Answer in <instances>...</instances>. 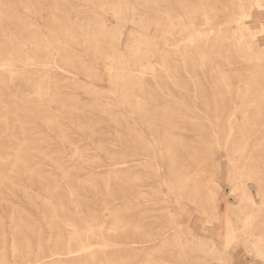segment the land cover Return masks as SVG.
<instances>
[{
    "label": "rangeland",
    "instance_id": "rangeland-1",
    "mask_svg": "<svg viewBox=\"0 0 264 264\" xmlns=\"http://www.w3.org/2000/svg\"><path fill=\"white\" fill-rule=\"evenodd\" d=\"M115 1L10 0L14 4L8 17H15V24L27 25L24 49L41 51L27 54L31 58L25 60L23 77L40 83L43 70L55 74L62 80L58 94L73 108L67 113L59 103H46L40 108V117H28L41 151L36 153L31 144L25 158L30 167L59 182L62 195L56 199L49 196L52 191L28 183L23 172L17 176L12 162L15 140L6 138L15 128L0 129V254L4 259L0 264H148L143 251L160 248V241L175 229L185 237L207 240L205 252L198 247L199 240L193 239L181 258L169 247L159 253L151 250L154 261L149 264H264L245 249V241H240L237 234L243 230L230 228L236 217L253 210L264 221V179L246 182L251 197L248 201H240L238 193L227 194L233 171L230 163L251 167L250 157L254 163L264 159V0H127V22L117 19L109 9ZM89 24H104L110 36L120 32L118 47L124 54V66L142 77L136 93L144 99L124 101L120 93L128 91L111 84L114 72L107 59L108 48L117 42L106 38L103 44L94 45L86 30ZM167 24H175L177 38L182 37L179 29L198 30L212 37L217 29L226 27L234 38L218 52H206L205 61L189 55L183 68L177 63L165 71L156 61L155 46L163 47ZM28 31L47 45L26 42ZM12 34L10 28L6 30V37ZM245 40L260 59L243 55ZM95 46L100 48L98 53ZM12 69L20 71L15 64ZM16 80L11 84H18L13 91L19 90L24 108L32 110L35 100L45 97V90L40 92ZM245 89L246 98L241 101ZM136 108L144 113L137 114ZM45 112L67 139L60 138L59 129L46 122ZM241 144L242 150L238 148ZM10 147L12 150L6 149ZM45 152L57 155L68 179L61 178L55 164L42 159ZM182 176L186 178L183 188L173 189L172 181ZM20 187L38 198L34 206L28 205ZM45 195L51 198L48 200L55 214L65 210L70 221L65 235L71 243L60 249L63 254L59 257L81 261H35L38 240L50 244L56 237L55 229L46 225L51 209L43 207L39 198ZM215 197L220 204L219 217ZM234 202V212L226 213ZM10 208L22 209L23 213L13 214ZM164 208L176 214L173 226ZM252 220L259 217H250L247 223ZM138 226L139 231L134 229ZM114 227L117 233L109 235L108 229ZM141 231L145 236L138 233ZM230 233L232 241L228 244ZM25 240L33 251L21 261L13 252L24 251ZM119 248L116 257L120 260L103 259L104 253ZM88 251L98 257L90 259Z\"/></svg>",
    "mask_w": 264,
    "mask_h": 264
},
{
    "label": "bare ground",
    "instance_id": "bare-ground-1",
    "mask_svg": "<svg viewBox=\"0 0 264 264\" xmlns=\"http://www.w3.org/2000/svg\"><path fill=\"white\" fill-rule=\"evenodd\" d=\"M151 1L155 2L156 0H151ZM13 4L14 3H11L10 0H0V63H2L1 66H3V67H0V129L5 128L6 131H9L10 128H12V127L15 128V131L13 133H9L8 134L9 136H7L6 138H13L15 140V142H14L15 147L13 148L14 152L12 153L14 160L12 162L16 165V167L14 168V171L17 173V176H20L22 174V173L20 174V172H23L24 176H26L25 179L27 180L28 183H37L43 187L44 191H47V190L52 191L49 194V196L56 199L58 197H61V195H62V193L59 190V187H60L59 182L56 179H51L49 177L43 176L42 175L43 170L34 169V168L30 167L29 166L30 163L25 158L27 156V154H29L28 147L31 144L33 147L32 150H34L36 153L41 151V150H39V147L37 144V142L40 140H38V141L35 140L34 133L31 132L33 129V128L31 129V127H30L31 121L28 120V117H33L34 115L40 117L41 116L40 115V108L42 106H44L46 103H51V104L52 103H59L58 105H60V107L63 108L67 113L71 112V110L73 108V104L72 103L66 104L61 99L60 94H58V89H59V87H61L62 80L58 79L55 74L47 73V70H43L42 81L41 82L37 81L40 83H35L30 77H28V78L23 77L24 71H25L24 67L26 66L25 60L31 58V57L27 56V54L33 53V52H41V51L39 49H35L32 51H26L24 49V47L22 45V43H23L22 40L25 39L24 34L26 31L25 29H26L27 25L15 24L16 18L15 17H13V18L8 17V15L11 12V5L13 6ZM238 6H240V4H238ZM109 9L112 12H114V14H116L115 17L117 19H119V20L121 19L124 22L128 21V13H127L128 12V1L127 0H116L115 3ZM162 12H163V14L165 13L167 15V10H163ZM9 28L13 31V34L10 37H6V30ZM86 28H87L86 30L89 31L91 41H92V43H94V45H98V42L103 44L106 41V38H109L110 41L113 39L114 42H117L115 46H112V45H111L112 47L109 46L107 59H109V61L111 62V69L114 72V76H112L110 78L111 84H113L116 87H118V86L122 87L123 89H125V91H128V92L122 91L120 93V96L124 99V101H131V100L136 101V100L144 99L142 95H139L136 93L137 91L140 90V86L142 85V82H143L142 77H140L139 75H133L132 72L124 66L125 65V60H124L125 58L123 56L124 54L121 53V51L118 47L120 32H115L110 36L109 32L106 30L107 27H105L104 24H89V25H87ZM174 28H175V24H167V27L163 31V47L161 48L159 46H155V56L157 58L156 61H158L159 67L163 68L165 71L169 70L171 64L176 66V65H178L177 63H180L181 68H183L184 65H186L185 64V57H187L189 55H196L197 57L199 56L200 61H202L206 58L205 57L206 52L207 53L208 52H214V51L218 52L225 42L230 41L231 38H234V35L230 34V31L227 27L224 29H222V28L217 29L212 37H209L206 33L198 31V30H192V29L189 30L186 28H184L182 30L179 29V31H177V32L182 34V37H180V38L179 37L177 38V36H179V35L175 34ZM27 35H28V38H26V42H28L30 44L35 42V43H37L38 46H41V47H45L47 45L46 41L39 40V37H37V34H36V36H34V32L28 31ZM180 42H182V43H180ZM10 44H13L15 47H11ZM99 49L100 48L96 47L95 51H97V53H98ZM41 50H43V49H41ZM241 52L243 53V55L244 54H252L254 56H257L256 57L257 59H260V56H258L256 54V52L253 50V48L250 46V43L247 40L244 41L243 48H242ZM217 55H219V54H217ZM176 57H179V59H176ZM240 60H242V59H240ZM75 61H77V58H75ZM14 64L17 68L20 69V71L12 69V66ZM45 65H42V66L47 68V66H45ZM85 71L90 73L91 76L96 77V75L94 73L89 72L90 71L89 69H85ZM15 79L19 80L20 82H24L27 85L35 86L38 90H40V89L45 90V92H46L45 97L44 98L41 97V99L40 98L36 99L32 110H27L26 108H24V101L21 98L22 96L19 93V90L16 92L13 91V90H15V89H13L14 86L18 85V84H14L12 87L11 84H12V82H14ZM189 82L193 83V85L196 84L195 81L192 79H189ZM247 88H249V86ZM246 90L247 89H245V91H243L242 94L240 92V94H241L240 100L241 101H244L246 98ZM40 92H41V90H40ZM38 96H39V94H38ZM137 103H139V102H137ZM138 105H140V104H138ZM25 106H27V105H25ZM45 108H46V106H45ZM235 109H238V108H235ZM239 109H240V106H239ZM136 110H137L136 113L139 115L144 113V111H142V113L139 112V108H136ZM141 110H143V109H141ZM60 111H61V109H60ZM195 111L197 112V110H195ZM45 113H47V114H46V116L43 115V117L46 118V122L48 124L56 126L57 129H59L58 133H59L60 138H62L64 140L67 139L66 135H64L61 132L59 124L57 122H54V120L48 116L49 115L48 112H45ZM143 116H141V117H143ZM144 118H145V116H144ZM6 147H8V146H6ZM6 149L12 150L11 147L6 148ZM41 156H42L43 160H49L50 162H52L53 164H55L57 166L56 169L60 171L61 178L68 179V171L61 168V164L58 161V157L55 153L45 152V153H41ZM26 161H27V163H26ZM262 165L263 166L261 168L260 167L258 168L259 171L254 173V175H253V180H255L256 182H261L264 179L263 178L264 161H263ZM156 169H157V167H156ZM112 174H115V173L112 172ZM259 174H261V175H259ZM113 178L116 179L115 177H113ZM185 179L186 178L184 176H182L181 178H176V180L172 181V188L173 189L181 188L182 185L184 183H186ZM20 190L23 193L24 197L27 199L28 205L31 207L34 206V204L36 203L38 198L37 197L33 198L32 195L30 193L26 192L23 187H20ZM65 194H67V193L65 192ZM262 195L264 197V191H263ZM49 196L45 195L44 197H39V198L41 200V205H43V207L48 208L49 210L51 209L49 212V214H51V219L49 220V222L46 223V225H50L55 229V236L56 237L50 243L51 245L48 243L45 244L42 239L38 240L37 248H36L37 255L35 256V258H38V259H35V261H39V260L44 259V258H48V262H50V263H57V262L69 263L72 261H81V259L77 258V257L73 258V259H71L69 257H66V258H61V256L59 257V255L63 254L62 252H60V249H62L64 246H69L71 243V241H70L71 239L69 240V238H68L69 235H65V232H66L65 228H66V226L70 225V221H69V219L65 218V210H61L58 214H55L54 209H52L53 207H52L50 201L48 200V198H50ZM164 210L166 211L168 223H170V225L173 226L175 224V221H176V219H175L176 214L173 211L169 210L168 208H164ZM10 211L13 214H17V215H20L23 213L22 209L10 208ZM113 211H115V209L112 210V212ZM57 216L61 217V219L60 220L58 219V221L55 220ZM134 229L137 231L141 230L140 226L134 227ZM73 230H74V228H73ZM108 231H110L109 233H111L109 235H112V234L117 233L116 232L117 228L116 227L109 228ZM138 233H140V235H142V236H145V233L142 231L138 232ZM76 235H78V234H76ZM94 236H95V234L91 233L90 237L93 238ZM193 239H198V238L185 237L179 229L178 230L175 229V230H173V232L168 237H165L164 239H162L160 241V245H161L160 248L152 249L151 247H148L144 251L141 250L144 252V255H145L144 261H145V263H148V264L153 262L154 261L153 256H152L153 253H155V252L159 253L160 251L164 250V248H166V247H169L172 250H177L178 253L180 254V256L178 258H181L182 252H185L186 248L191 247L190 244H192V242L194 241ZM140 243L142 244V242H140ZM206 243H207V240H199L198 241V247L203 252H205L204 246ZM116 244H117V242H116ZM29 245H30L29 242L27 240H25V250L24 251L14 250L15 251V252H13L14 257L23 261L25 255H27L28 253L33 251V249ZM92 250L94 251L95 249H92ZM151 250H154V252L152 253ZM47 251H49L50 254L49 255H43ZM119 252H120V248L114 249L110 253H108V252L104 253L103 259L105 261H108V262H117L118 260H120V258L116 257L117 253H119ZM94 253L95 252H92V251L86 252V254H88L91 257V258L89 257L90 259L98 257ZM84 254H85V252H84ZM0 255H1L0 260L3 261L4 260L2 258L3 254H0ZM68 255H70V253ZM72 255H73V253H72Z\"/></svg>",
    "mask_w": 264,
    "mask_h": 264
},
{
    "label": "crops",
    "instance_id": "crops-1",
    "mask_svg": "<svg viewBox=\"0 0 264 264\" xmlns=\"http://www.w3.org/2000/svg\"><path fill=\"white\" fill-rule=\"evenodd\" d=\"M238 148L240 150H242L243 145L242 144L238 145ZM245 149H247V146L245 147ZM236 152H238V151H235V153ZM229 154H231V153L229 152ZM234 157H235V155H234ZM253 158L250 157V160H249V164L251 165V167L244 166V167L239 168L237 163L235 165H232L231 163L229 164V165H231V168L233 169V171L230 174V176L228 177V180L230 182V185L228 186V190H227L228 196H234V193H238V197H239L240 201H248L251 199V197L247 194L246 182L251 180L254 183H257L253 180V175H254V173L259 171L258 170L259 167L261 168L263 166L262 164L264 161V159L260 162L259 161L257 162V160H255V162H257V163H254ZM229 159L231 162H233V160H234L231 158L230 155H229ZM237 159L238 158H236V160ZM259 175H261V174H259ZM212 183H214V179H212ZM258 189L261 190L260 187H258ZM258 189H257V191H258ZM258 196L260 197V195H258ZM260 198H262V197H260ZM215 200L217 202V206H216L217 209L215 212L217 213V215L219 217V205L220 204L218 203V199L216 197H215ZM235 204H236V202L228 205L227 209H226V213L230 214V213L234 212L233 206ZM253 216H258L259 220L254 221V222L252 220L251 223H247L248 218L253 217ZM236 218H237L236 221H234V222L232 221V224H230L231 225L230 228L233 229V226H234L235 228H239V230H243L242 234H237V236L241 237L240 238L241 240L239 239L240 241H242V242L245 241L244 244L242 243L245 246V249L248 252L252 253V255L255 256L256 258H258L260 260H264V221L261 220V214L258 213L257 210H253V212H251V213H245V214H243L242 217L238 216ZM225 237H226V230H224V238ZM231 237L232 236L230 233L228 244L232 241ZM196 238L201 239L197 236H196Z\"/></svg>",
    "mask_w": 264,
    "mask_h": 264
}]
</instances>
